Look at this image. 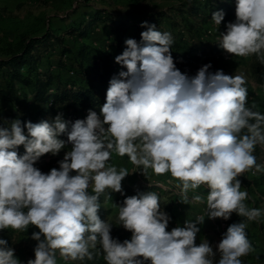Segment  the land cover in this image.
Returning a JSON list of instances; mask_svg holds the SVG:
<instances>
[{"label": "clouds", "instance_id": "clouds-1", "mask_svg": "<svg viewBox=\"0 0 264 264\" xmlns=\"http://www.w3.org/2000/svg\"><path fill=\"white\" fill-rule=\"evenodd\" d=\"M224 15L214 12V24L219 26ZM235 16L220 33L219 47L237 57L255 54L264 64V0H236ZM141 26L147 27L141 42L127 39L115 57L127 70L110 80L99 115L89 110L86 119L74 122L61 114L51 123L29 121L22 127L17 119L9 128L0 127V230L39 229L31 236L38 242L35 259L27 264H57V250L65 261L91 260L90 250L98 245L106 264H242L240 258L255 251L244 222L231 224L223 234L218 262L207 240L195 243L205 216L261 217L260 209L244 203L248 193L238 179L252 168L262 170L253 153L256 145H264V114L253 110L255 104L248 106L246 78L211 73V64L189 77L175 66L171 34L147 22ZM62 134L67 141L58 138ZM21 145L22 156L16 151ZM66 145L71 150L59 169L45 174L34 167L40 157L55 156ZM113 152L127 155L144 175L149 169L170 173L180 182L183 204L204 203L202 195L190 199L189 192L207 186L206 213L167 231L170 217L160 210L158 194L139 193L116 204V225L131 232V239L113 238V224L98 215L99 197L107 189L122 193L121 182L130 174L108 163ZM7 245L0 238V264H20Z\"/></svg>", "mask_w": 264, "mask_h": 264}, {"label": "rangeland", "instance_id": "rangeland-1", "mask_svg": "<svg viewBox=\"0 0 264 264\" xmlns=\"http://www.w3.org/2000/svg\"><path fill=\"white\" fill-rule=\"evenodd\" d=\"M187 0H0V63L6 60L9 55L17 50L24 39L40 37L45 33H51L60 36L63 39V45L76 50L77 45L84 44L93 52L99 50L112 51L109 47L104 32L109 27L105 22L90 35V38L75 41L71 36L65 33L72 26L79 24L87 13L95 10H102L114 16H119L124 12H153L164 11L169 14L170 19L176 24L173 32L177 39H173L175 47H171V55L175 66L182 73L189 77L196 75L198 70L205 64H211L209 72L215 73L217 70H223L228 75L243 74L246 78L245 87L247 88V104L251 107L256 105L254 111L264 112V89L255 85L250 72V63L252 55L248 57H237L227 53L221 47L219 49H209L212 45H218L220 33H226V25L229 22H235L236 16L228 23L215 25L213 21L202 24L199 21L189 19L186 16H180L176 9ZM85 20H87L85 18ZM169 31L170 27L165 26ZM133 39L129 37L128 39ZM179 39V41H177ZM199 45H209L206 50L199 48ZM188 48L189 52L185 49ZM194 48V49H193ZM196 48V49H195ZM199 48V49H198ZM216 50V51H214ZM61 49L58 46L48 52L50 58L47 64L52 72H59L56 63ZM114 56L122 52H113ZM71 51L62 57V62H69ZM6 69H1L0 75ZM1 108V101H0ZM89 111V110H88ZM88 111L83 112L86 119ZM3 113L0 109V127L5 123ZM257 146V145H256ZM264 148V145H260ZM66 151H60L59 154H45L35 163L34 167L47 174L52 168L59 169V161L63 160ZM119 170L121 167L127 168L129 175L122 180V193L106 190L108 201L104 203L103 209L110 210L108 222H115L118 215L116 204L123 203L124 199L139 193L155 192L160 197V210L170 217L167 231L175 227H183L186 221H195L199 215H204L207 211L206 197L209 189L202 185L195 192H189V198L195 194L204 197V203L183 204L180 202V188L177 185L178 180L171 177L170 173L156 175L151 169L146 175L142 174L141 169L136 168L129 160L128 156L123 157L112 153L108 162ZM253 168L244 172L238 179L241 181V191L248 193V199L244 201L248 208H258L261 210V217L258 221H248L246 217L239 216L233 212L229 219L222 218L209 219L205 216L203 224L197 225L200 228L197 233L195 243L199 245L207 240L216 253L214 259H219L217 245L221 241L227 228L233 223L244 222L247 224L245 229L247 238L252 245L254 252L243 256L240 259L242 264H264V200L260 196L264 191V180L261 179V172H252ZM75 175V172L72 173ZM92 191L91 186L88 189ZM193 210L194 217L187 216L186 212ZM194 218V219H193ZM185 221V222H184ZM10 229V228H9ZM12 230V229H10ZM35 226H29L27 230L16 232L12 230L10 248L14 249L15 257L20 264H27L30 259H35L34 248L37 241L31 238L33 232H38ZM0 238H4L0 234ZM259 257V259H257ZM57 264H81L80 260H63L59 250L56 252Z\"/></svg>", "mask_w": 264, "mask_h": 264}, {"label": "trees", "instance_id": "trees-1", "mask_svg": "<svg viewBox=\"0 0 264 264\" xmlns=\"http://www.w3.org/2000/svg\"><path fill=\"white\" fill-rule=\"evenodd\" d=\"M236 0H187L176 9L180 16H186L202 24L212 21V14L223 11L224 20L228 23L235 17ZM85 18L87 20H85ZM108 22L109 27L104 35L113 52H123L126 48L125 41L132 37L138 43L141 42V33L147 30L142 27L144 22L148 26L155 25L156 30L168 32L172 38L177 39L173 32L176 24L170 19L169 14L164 11L124 12L114 16L102 10L87 13L79 24L72 26L65 33L75 41L90 38V35L99 25ZM170 27L169 31L165 30ZM179 41V39L177 40ZM172 43L171 47H175ZM55 46L61 49L56 67L59 72H52L46 65L51 52ZM202 50L208 49L209 45H199ZM198 48V49H199ZM219 49L212 45L209 49ZM194 49V48H193ZM196 49V48H195ZM189 52V49H185ZM71 51L69 62H62V57ZM216 51V50H214ZM112 51L99 50L93 52L88 46L78 44L76 50H71L63 45V39L51 33H45L40 37L24 39L17 50L12 52L6 60L0 63L4 70L0 75V100L5 104L1 106L3 118L6 120L3 128H9L12 121L19 119L21 126L27 122L39 123L41 121L52 122L57 115L62 114L66 121L74 122L77 119H85L83 112L92 110L99 115L100 109L106 103V93L110 86V80L120 71L127 69L115 62ZM250 72L254 83L264 89V64L253 54L250 63ZM264 114V112H260ZM71 123H69V130ZM27 135V129L24 128ZM59 139L67 141V134H62ZM71 150V145H66L61 151ZM16 151L19 155L25 153L23 145ZM258 165L264 163V149L258 145L253 153ZM255 169V168H253ZM264 180V170L261 173ZM90 194H94L92 191ZM264 199V191L261 193ZM108 194L99 197L100 209L98 212L101 220L108 221L110 210L102 207L108 201ZM122 204V202H120ZM111 223V222H110ZM111 236L123 242L131 239L132 233L126 231L121 225L112 222ZM12 230H0V234L6 238L10 246ZM93 252V259L87 257L80 260L81 264H106L103 250L97 246ZM99 252V254H97ZM218 262L219 259H214ZM145 264H151L150 260Z\"/></svg>", "mask_w": 264, "mask_h": 264}, {"label": "crops", "instance_id": "crops-1", "mask_svg": "<svg viewBox=\"0 0 264 264\" xmlns=\"http://www.w3.org/2000/svg\"><path fill=\"white\" fill-rule=\"evenodd\" d=\"M256 85V84H255ZM1 101V100H0ZM5 104L1 101V106H4ZM86 111H88V110H85L84 111V113H86ZM258 146L260 147V145L258 144ZM262 149H264V148H262ZM264 170V163H263V165H262V170L260 171L261 173H262V171ZM261 196V195H260ZM262 197V196H261ZM262 199H263V197H262ZM264 200V199H263ZM194 212H193V210H188L187 212H186V215L187 216H192V217H194V214H193ZM194 219V218H193ZM185 222V221H184Z\"/></svg>", "mask_w": 264, "mask_h": 264}, {"label": "built area", "instance_id": "built-area-1", "mask_svg": "<svg viewBox=\"0 0 264 264\" xmlns=\"http://www.w3.org/2000/svg\"><path fill=\"white\" fill-rule=\"evenodd\" d=\"M252 172H255V169H253V171Z\"/></svg>", "mask_w": 264, "mask_h": 264}]
</instances>
